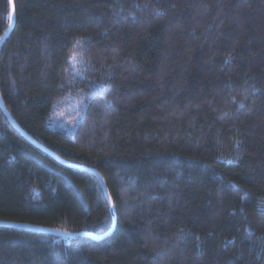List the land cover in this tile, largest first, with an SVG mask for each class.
<instances>
[{"label": "trees", "instance_id": "16d2710c", "mask_svg": "<svg viewBox=\"0 0 264 264\" xmlns=\"http://www.w3.org/2000/svg\"><path fill=\"white\" fill-rule=\"evenodd\" d=\"M14 2L3 102L96 173L0 108V221L104 237L0 226V264H264V0Z\"/></svg>", "mask_w": 264, "mask_h": 264}, {"label": "water", "instance_id": "95a60500", "mask_svg": "<svg viewBox=\"0 0 264 264\" xmlns=\"http://www.w3.org/2000/svg\"><path fill=\"white\" fill-rule=\"evenodd\" d=\"M10 1V7H11V22H10V26L8 28V30L6 31V33L3 35V37L0 40V51L1 48L4 44V42L7 40V38L9 37V35L11 34V32L14 29L15 26V20H16V9H15V2L14 0H9ZM0 108L3 111V113L5 114V116L8 118V120L10 121V123L14 126V128L25 138L27 139L29 142H31L34 146H36L37 148H39L40 150L44 151L45 153H47L49 156L53 157L55 160H57L58 162H60L61 164L71 167V168H77L83 171H88V172H92V173H96L95 170L92 169H86L83 168L81 166H77L74 164H71L69 162L64 161L63 159H61L60 157H58L55 153H53L51 150H49L48 148H46L45 146H43L42 144H40L39 142H37L35 139H33L30 135H28L13 119V117L11 116V114L9 113V111L7 110L1 93H0ZM105 194H106V198L110 207V210L112 212V214H114V205L113 202L111 200L109 191L107 188H105ZM115 223L116 220L114 222V226L113 229L115 227ZM0 226H4V227H11V228H17V229H24V230H31L40 234H46V235H52V236H57V237H63V238H75L79 235H88L90 237L96 238V239H101L104 236H100V235H96V234H92V233H81V234H77V233H70V232H65V231H60V230H55V229H50V228H45V227H39V226H32V225H25V224H19V223H13V222H3L0 221ZM113 231V230H112Z\"/></svg>", "mask_w": 264, "mask_h": 264}, {"label": "rangeland", "instance_id": "374dc122", "mask_svg": "<svg viewBox=\"0 0 264 264\" xmlns=\"http://www.w3.org/2000/svg\"><path fill=\"white\" fill-rule=\"evenodd\" d=\"M72 62L75 68L81 64L77 57H74ZM82 106L83 105H81L79 98H68L66 102H63L57 106L55 111V120L64 126L70 125L71 122L80 114L83 108Z\"/></svg>", "mask_w": 264, "mask_h": 264}, {"label": "snow or ice", "instance_id": "6c2138e0", "mask_svg": "<svg viewBox=\"0 0 264 264\" xmlns=\"http://www.w3.org/2000/svg\"><path fill=\"white\" fill-rule=\"evenodd\" d=\"M242 106V105H241Z\"/></svg>", "mask_w": 264, "mask_h": 264}]
</instances>
